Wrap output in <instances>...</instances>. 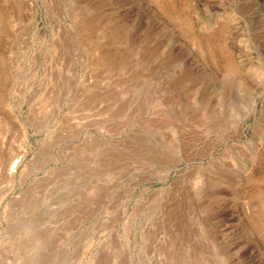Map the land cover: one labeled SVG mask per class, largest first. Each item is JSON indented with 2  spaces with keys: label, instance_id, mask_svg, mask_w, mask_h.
<instances>
[{
  "label": "rangeland",
  "instance_id": "obj_1",
  "mask_svg": "<svg viewBox=\"0 0 264 264\" xmlns=\"http://www.w3.org/2000/svg\"><path fill=\"white\" fill-rule=\"evenodd\" d=\"M0 264H264L252 0H0Z\"/></svg>",
  "mask_w": 264,
  "mask_h": 264
},
{
  "label": "bare ground",
  "instance_id": "obj_2",
  "mask_svg": "<svg viewBox=\"0 0 264 264\" xmlns=\"http://www.w3.org/2000/svg\"><path fill=\"white\" fill-rule=\"evenodd\" d=\"M252 2H253V8L256 18L264 21V0H252ZM11 163L12 164L9 170L6 172V176L8 179H12L14 170L17 166V161Z\"/></svg>",
  "mask_w": 264,
  "mask_h": 264
}]
</instances>
